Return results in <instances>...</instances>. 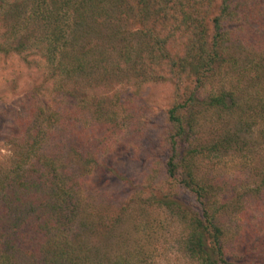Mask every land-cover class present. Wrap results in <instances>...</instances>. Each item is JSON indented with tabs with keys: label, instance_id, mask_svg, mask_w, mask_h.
I'll use <instances>...</instances> for the list:
<instances>
[{
	"label": "trees",
	"instance_id": "16d2710c",
	"mask_svg": "<svg viewBox=\"0 0 264 264\" xmlns=\"http://www.w3.org/2000/svg\"><path fill=\"white\" fill-rule=\"evenodd\" d=\"M8 61L36 76L0 74V264H152L146 208L190 264H237L246 206L264 244V0H0ZM145 85L168 92L156 136L115 116Z\"/></svg>",
	"mask_w": 264,
	"mask_h": 264
},
{
	"label": "rangeland",
	"instance_id": "374dc122",
	"mask_svg": "<svg viewBox=\"0 0 264 264\" xmlns=\"http://www.w3.org/2000/svg\"><path fill=\"white\" fill-rule=\"evenodd\" d=\"M248 51L249 50H247V52ZM240 54L245 53L240 51ZM10 64L11 63L9 61L7 64H2L0 62V74H9V77H11L10 79H12V81L13 79L14 81H17L18 85L14 93H19V91H22L24 87L31 83V78L35 77L36 75L32 73L27 75L28 73L22 69L14 73L12 70H10V68H8ZM14 68V66L11 67V69ZM0 89L5 91L4 99H8L10 103L8 107L11 109L17 108L18 98H11V90L7 88ZM128 93V91L123 92L122 99L124 101H127L128 97L131 99L126 103L123 109L115 112V116L117 119L129 123L131 127L135 124L140 126L142 123V125L148 130L149 136L151 135L152 131H154V135L156 136V129L159 132L158 125L162 122L164 116L163 107L168 93L167 89L163 85H145L136 92ZM129 102L133 103L132 107H127ZM2 111L3 109L0 108L1 115H3ZM142 127H140L141 130ZM149 136L148 138L151 139L152 136ZM119 138L125 139V136L120 134ZM127 140L131 141L129 137H127ZM2 145L3 144H0V160H4L8 154L7 147ZM124 158L126 160L124 161V165H122L121 168H125L129 179L132 178L133 181H136L135 183L140 182L144 173V167L138 162L128 161V158L125 156ZM229 165V169H223L219 176H222L223 178L226 177L228 179L231 178V180L239 179V177H236L235 174L238 172V170L233 168V165ZM184 197L187 201H192L188 195H184ZM244 209H239L238 212L239 216H243V230H240L242 231L241 235L232 236L229 234L230 237H228V241L230 243L229 245L232 244L231 250L239 258L242 256L241 253L243 252L244 248L249 250V246L251 245L252 247V244L257 242L261 236L258 232H252V229H256L255 227L257 225V220H255L254 217L252 218V213L248 216L245 215L247 212H251L249 207L246 206ZM145 212L148 213L147 219H149L151 222L150 225L153 234L151 238L152 240L150 241L153 247V250L151 251L152 264H190L179 252V247L177 246L176 241H178L180 238L179 236L181 235V230L176 225V223L172 219H169L167 214L161 209L146 208ZM140 219L143 221L141 217ZM122 232H124V227H122ZM249 252V257L245 259L240 258V260L238 258L237 264H264V244H260L259 248L255 252L252 250H249ZM22 264H24V261Z\"/></svg>",
	"mask_w": 264,
	"mask_h": 264
}]
</instances>
